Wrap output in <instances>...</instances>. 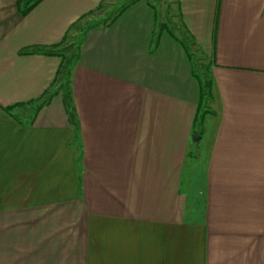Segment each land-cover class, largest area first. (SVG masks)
Here are the masks:
<instances>
[{
  "label": "crops",
  "instance_id": "crops-1",
  "mask_svg": "<svg viewBox=\"0 0 264 264\" xmlns=\"http://www.w3.org/2000/svg\"><path fill=\"white\" fill-rule=\"evenodd\" d=\"M124 1L0 0V264H264V0Z\"/></svg>",
  "mask_w": 264,
  "mask_h": 264
},
{
  "label": "rangeland",
  "instance_id": "rangeland-1",
  "mask_svg": "<svg viewBox=\"0 0 264 264\" xmlns=\"http://www.w3.org/2000/svg\"><path fill=\"white\" fill-rule=\"evenodd\" d=\"M129 0H125L124 2H128ZM157 7L159 8L160 11L164 12L165 15L167 16V21L168 23L172 24L174 23V5H172V1L171 0H152ZM123 2V1H121ZM115 11V10H114ZM165 16V17H166ZM81 43V36H77L75 39H73V42L71 44H69L65 50H67V55L71 56V59L74 58L79 50V45ZM193 59H194V64H195V69L197 71V73L199 74V76L202 78V80L204 81V83L206 84L209 81V61L207 60L206 57H204L202 54H194L193 55ZM72 61V60H71ZM73 63V61H72ZM69 66H66V70L64 73V77L66 78L64 80L65 84H64V89L68 90L70 82L67 79V75H68V70H69Z\"/></svg>",
  "mask_w": 264,
  "mask_h": 264
},
{
  "label": "trees",
  "instance_id": "trees-1",
  "mask_svg": "<svg viewBox=\"0 0 264 264\" xmlns=\"http://www.w3.org/2000/svg\"><path fill=\"white\" fill-rule=\"evenodd\" d=\"M78 55H76L74 58L70 59V61L72 60L73 62L77 59ZM71 61V63H72ZM70 70H68V75H67V79L69 80L70 82V79H71V75H70ZM203 83V96L205 95V83ZM63 93H64V98H65V102L67 104V108L69 110V113L72 117V119L74 120L75 119V115H76V112H75V107H74V104H73V98H72V92H71V87L69 85V88L68 90H65L64 89V85H63Z\"/></svg>",
  "mask_w": 264,
  "mask_h": 264
}]
</instances>
